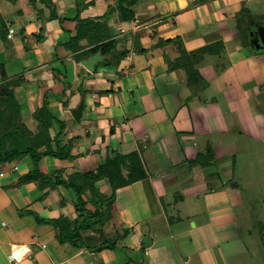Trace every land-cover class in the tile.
Returning a JSON list of instances; mask_svg holds the SVG:
<instances>
[{
  "label": "crops",
  "instance_id": "crops-1",
  "mask_svg": "<svg viewBox=\"0 0 264 264\" xmlns=\"http://www.w3.org/2000/svg\"><path fill=\"white\" fill-rule=\"evenodd\" d=\"M123 1L0 0V88L8 85L29 131L37 133V122L53 116L50 138L63 132V144L74 141L72 160L43 157L39 171L67 177L92 171L115 153H136L148 184L117 190L104 229L108 238H119L117 247L89 252L59 242L58 230L33 215L75 218L71 189L18 184L34 168L28 156L0 164V264H223V246L240 244L233 211L244 202L239 189L196 159L212 147L218 116L207 106L217 103L219 87L229 108L243 106L232 114L247 109L261 113L264 122V89L247 87L264 80V63L249 48L251 33L264 30V19L248 12L252 2L264 0H129L131 21L119 18ZM43 5L53 8L48 17ZM77 14L95 21L90 29L102 31V41L112 45L106 54L98 51L102 61L93 73L81 63L98 52L80 56L98 43L82 39L81 50L67 45L77 36ZM226 62L242 85L241 96L224 89ZM2 97L0 107L6 103ZM81 101L76 122L71 112ZM225 110L222 121L231 127L234 116ZM159 163L160 171H151ZM97 185L109 195L105 182ZM161 200L160 211H170L172 221L163 217L158 227L153 214L148 220L155 230L143 222V205L154 209ZM190 223L195 230L200 225L209 244L195 237Z\"/></svg>",
  "mask_w": 264,
  "mask_h": 264
},
{
  "label": "trees",
  "instance_id": "trees-1",
  "mask_svg": "<svg viewBox=\"0 0 264 264\" xmlns=\"http://www.w3.org/2000/svg\"><path fill=\"white\" fill-rule=\"evenodd\" d=\"M119 18L122 21L134 19V12L131 10V3L125 0L119 3ZM101 19H99L100 21ZM75 21L77 26L95 24L92 20H80L78 14ZM78 33V32H77ZM81 34H77L67 45L78 43ZM78 40V41H77ZM110 42H100L87 51V55L100 50L106 54L111 50ZM70 47V46H68ZM105 48L108 50L106 51ZM77 50H81L78 48ZM6 103L0 107V164L10 163L21 156H28L33 165V170L18 179V184L35 183L39 189L55 188L63 186L71 189L75 194L73 206L77 216L73 219L59 217L57 219L43 220L33 214L38 223L51 225L58 230V240L61 243H68L74 249H84L89 252H99L106 249H115L119 238H108L104 229L112 219L113 204L118 189L127 187L135 182L146 178L145 169L136 153L120 155L115 153L113 157H107L94 170L86 173H74L67 177L58 174L44 175L39 171V162L43 157H53L58 160H72L71 149L73 140L66 144L62 143L63 132L51 139L49 136L50 124L56 120L53 116L49 120L37 122V133L29 131L20 120L19 105L15 101L13 93L8 85L0 88V94ZM17 121L20 128L16 127ZM60 125H62L60 123ZM55 142L56 149L53 150L51 143ZM45 147L44 152L39 149ZM99 182H105L110 190L109 195L100 190ZM90 205L93 210L86 206ZM128 229H123V236ZM145 243H142V247Z\"/></svg>",
  "mask_w": 264,
  "mask_h": 264
},
{
  "label": "rangeland",
  "instance_id": "rangeland-1",
  "mask_svg": "<svg viewBox=\"0 0 264 264\" xmlns=\"http://www.w3.org/2000/svg\"><path fill=\"white\" fill-rule=\"evenodd\" d=\"M52 9L53 8L50 6L43 5V15L48 17V14L53 13ZM248 12L264 19V1L256 4L255 2H252L248 8ZM90 27L92 28L90 23L87 25V28L84 25L77 26L76 23V31L78 32L77 34H81V38L78 39L79 41L77 40L78 43L73 44L75 47L71 48L72 50L78 48L81 49L82 46L79 44L82 39L86 40L88 44H99V42H103L102 40H104L105 37L102 35V31L95 30L94 28L93 31ZM97 31H100V35L96 33ZM241 45H245L242 37ZM81 53L83 54H81L82 56L80 57L88 54L84 52ZM256 57L260 64L261 62L264 63V54L262 51H258ZM225 65L224 83L227 84L224 85V89L229 87L235 95L241 96V83L235 82L236 74L233 73L230 67H228L227 62ZM245 76L248 77L247 74H245ZM190 80L192 82V79ZM263 83L264 80L262 79L247 84V87L249 89L256 88L257 91L255 92H259L261 89H264ZM252 92H254V90ZM209 94L210 92H208V95ZM226 94L227 92L221 91L219 87V92L214 94V97H217V103L212 101L211 104L207 106L217 113L218 122L216 127L212 129L211 133L210 141L212 147L208 150L207 154L202 155L198 160L196 159V161L197 164L202 167L207 165L209 171L216 173L215 177L217 179L221 178L228 181L229 187L233 184L236 185V188L239 189L244 200L243 204L233 208L239 229L237 235L240 238V244L234 245L230 249H226V247L223 246L221 252V260L223 264H264V122L261 119V113L254 114L247 109H244L243 113L239 115L232 114L231 109H235L232 111L233 113H238L237 109L243 106H241L240 102L237 106L229 108L226 101ZM224 109H226L224 112L234 116L231 127L228 125V120L222 121ZM241 115L243 116L241 117ZM18 122L19 121L16 123V127ZM144 158L148 163L150 158L145 156ZM152 158L153 157L151 156V159ZM161 167L162 166L159 163L158 167H153L154 170L151 171L154 173L158 172ZM146 184V180L138 182V186L140 187H144ZM146 188H148V184L146 185ZM176 190L180 192L179 188H176ZM150 191L151 189L149 186V189H146V192L148 193ZM116 196L118 195H115V198ZM160 203L163 205V209H165V203L162 200L161 202L158 201L154 204V209L150 207L149 210H146L143 205V222L150 228L155 227L149 223L148 220L150 217H153V214L156 216V224L158 227L162 224L163 217L169 225L172 221L170 211H160ZM147 204L149 203L147 202ZM179 217L181 218V216ZM185 224L188 226V221H186ZM172 225L173 224H171V227ZM189 226L193 228L191 223ZM199 227L200 225H198L196 230L193 228L196 232L195 237L204 245L209 244L211 238L205 232L202 233V230ZM159 231L161 233L160 229ZM151 236L152 235L150 234L149 237ZM147 243H149V241H147Z\"/></svg>",
  "mask_w": 264,
  "mask_h": 264
},
{
  "label": "water",
  "instance_id": "water-1",
  "mask_svg": "<svg viewBox=\"0 0 264 264\" xmlns=\"http://www.w3.org/2000/svg\"><path fill=\"white\" fill-rule=\"evenodd\" d=\"M254 35L255 38L251 41L249 48L252 50L253 53H256L258 51L264 52V30L260 29L256 34L251 33V36ZM101 56L99 52L86 60L82 61V65L85 69H87L89 72H94V66L101 62ZM83 111V102L81 101L79 105L71 112V115L73 119L76 122H79L82 116ZM17 127L20 128V123L18 122Z\"/></svg>",
  "mask_w": 264,
  "mask_h": 264
}]
</instances>
